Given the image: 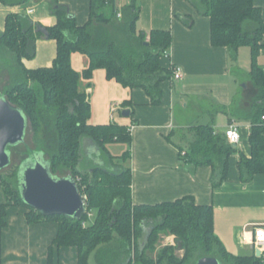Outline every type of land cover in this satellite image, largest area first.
Returning a JSON list of instances; mask_svg holds the SVG:
<instances>
[{"label": "trees", "instance_id": "obj_1", "mask_svg": "<svg viewBox=\"0 0 264 264\" xmlns=\"http://www.w3.org/2000/svg\"><path fill=\"white\" fill-rule=\"evenodd\" d=\"M1 1L13 7L31 0ZM190 1L200 13L210 17L212 45L227 48L233 62L237 61L241 47L250 48L249 77L256 94L248 110L233 111V117L250 122V157L230 144L225 132H218L210 124L191 128L193 139L186 149L178 146L180 156L186 163L211 167L213 184L217 186L228 177L231 157L240 153L242 179L250 181L264 174V69L258 64L264 19L253 0ZM47 2L57 18L56 25L44 27L27 14L13 13L7 15L5 29L0 32V75H9V84L1 93L27 116V135L30 132L33 143L25 145V157L13 175L0 174V182L8 202L29 210V223H58L57 236L49 248V264L54 249L61 247H75L79 264H90L93 255L95 264H196L205 256L216 257L221 264H263L255 254L229 253L215 235L213 207L197 205L193 197L157 205H134L131 170L124 167L130 153L115 157L108 150L112 143H131L128 128L114 123L88 124L91 106L86 93L81 91V82L90 80L98 69L105 70L108 80L125 88L143 89L153 106L161 104V85L173 79V69L163 68L160 63L171 47L170 32L152 31L148 35L140 31L136 0L123 9L121 18L116 0H90L89 20L83 26L69 16L68 8L59 0ZM42 38L57 43L53 66L28 70L23 60L35 58L37 40ZM75 53L89 58L88 67L82 72L72 66ZM85 138L94 142L104 166L84 167L81 146ZM39 154L44 155L53 175L69 171L68 176L77 180L80 192L87 198L88 212L82 220L43 216L21 198L19 167ZM5 217L6 205H2V228L6 226ZM161 236H175L174 244L159 246ZM179 252L183 253L182 258Z\"/></svg>", "mask_w": 264, "mask_h": 264}, {"label": "crops", "instance_id": "obj_2", "mask_svg": "<svg viewBox=\"0 0 264 264\" xmlns=\"http://www.w3.org/2000/svg\"><path fill=\"white\" fill-rule=\"evenodd\" d=\"M59 1L79 26L88 22L90 0ZM130 2L116 0L118 15L122 16ZM136 3L140 8V31L148 35L152 31L170 32L169 56L162 57L160 63L163 68H179L182 79L164 82L162 102L153 106L143 89L125 88L115 80H108L105 70H95L90 80L81 82V91L86 93L91 106L88 124L114 123L128 130L134 127L131 143L126 144L124 151L130 153L124 167L131 170L134 205H157L193 197L197 205L213 207L214 232L227 251L235 256H250L254 249L248 243L249 234L253 226L264 224V174L244 181L239 169L240 153H237L230 159L227 179L215 186L212 168L182 161L178 146L187 148L191 128L198 124H210L218 132H225L234 124L241 134L237 149L251 156L250 122L233 117L237 108L248 110L256 94L250 81L241 102L235 90L240 71L250 72L251 50L241 47L237 61L233 62L227 48L213 46L210 17L200 13L190 0H136ZM253 4L261 10L264 19V0H253ZM31 10L33 13L28 14ZM13 13L27 14L44 27L57 23L47 0H31L13 7L0 0V32L5 29L7 15ZM261 45L258 64L264 69V36ZM56 56V41L42 38L37 40L35 58L24 59L23 64L28 70L50 68ZM71 62L77 72H82L88 67L89 58L75 53ZM241 66H245L243 70ZM6 75L9 78L7 72ZM113 108L116 111L111 117ZM123 111H129L130 115L124 116ZM86 154L93 156L95 166L101 165V153L88 138L82 141V162ZM2 205H6V226L2 228L0 220V264H49V248L57 236L58 223H29V210L8 202L0 182V212ZM167 239L171 245L175 241L174 236ZM52 264H79L77 249L55 248ZM90 264H95L94 255Z\"/></svg>", "mask_w": 264, "mask_h": 264}, {"label": "water", "instance_id": "obj_3", "mask_svg": "<svg viewBox=\"0 0 264 264\" xmlns=\"http://www.w3.org/2000/svg\"><path fill=\"white\" fill-rule=\"evenodd\" d=\"M72 17L71 15H69ZM46 36L44 29H40ZM129 116V111H123ZM28 119L21 109L12 105L0 91V172L12 163L11 148L25 144ZM236 146V145H235ZM19 192L30 208L43 216H66L80 221L88 212L78 182L72 176L53 175L43 154L21 163L18 170ZM256 257L260 256L257 250ZM196 264H221L213 256L200 258Z\"/></svg>", "mask_w": 264, "mask_h": 264}, {"label": "rangeland", "instance_id": "obj_4", "mask_svg": "<svg viewBox=\"0 0 264 264\" xmlns=\"http://www.w3.org/2000/svg\"><path fill=\"white\" fill-rule=\"evenodd\" d=\"M244 67L241 66V69L243 70ZM247 72H248V69H246V70L244 69L243 71H240V74L238 76L240 81L238 80L237 85H235L236 86L235 90H236V93H238V101L239 102H241V100L243 99V93H244V90L246 88L247 82L250 81V77H249V74H247ZM8 84H9V78L6 75V72H3L0 75V91L3 92ZM247 86H249V85H247ZM178 110L179 109L176 110V113L178 112ZM178 114H177V116H178ZM180 114H183V112H180ZM198 123H200V122H198ZM188 138L189 139L191 138L190 141H192V139H193L192 136H188ZM28 144L31 146L33 145L32 135L30 134V132L26 137V144L20 145L19 147H16L13 149L11 165L8 168H6L5 170L1 171L0 174L6 175V176H12L13 175L16 166H18L20 164L21 160L25 157V150H26L25 145H28ZM108 149L110 150V152L112 153L113 156L121 157L124 154V151L127 150V145L124 143H112V144L108 145ZM100 161L101 162H99V164H101L103 166L106 164L104 162V159H103L101 154H100ZM115 162L119 163V161H115ZM95 164L96 163L93 159V156L86 154L85 160H84V167L89 169V168L95 167ZM68 175H70L69 171H64V172L59 173V177H67ZM92 215H91V217H92ZM167 237H169V236H161L162 240H160L159 246L171 245L170 240H168ZM249 253L252 254V251H250ZM178 255L180 258H182L183 253H178ZM190 264H194V261L191 262Z\"/></svg>", "mask_w": 264, "mask_h": 264}, {"label": "built area", "instance_id": "obj_5", "mask_svg": "<svg viewBox=\"0 0 264 264\" xmlns=\"http://www.w3.org/2000/svg\"><path fill=\"white\" fill-rule=\"evenodd\" d=\"M31 13H33L32 10L28 12V14H31ZM118 17L120 18L121 15H118ZM165 56H169V52H165ZM172 69H173V80L174 81L181 80L183 76V73L181 72V70L177 67H173ZM115 111L116 109L113 108L111 117H113V113ZM133 128H134L133 126L130 127L129 129L130 133ZM225 137L227 138L230 144L238 145L241 141V134H240L239 128L234 124L230 125L228 129L225 130ZM84 198H85V203H86L87 198L85 196ZM249 235H250V238L248 240L249 241L248 243L253 247L254 254L256 253L257 250L260 252V256L258 258H260L264 264V224L253 226V231L250 232ZM246 241L247 239H245V242Z\"/></svg>", "mask_w": 264, "mask_h": 264}]
</instances>
